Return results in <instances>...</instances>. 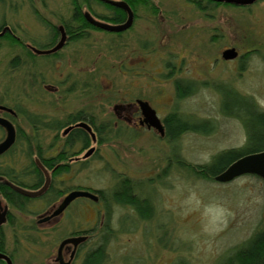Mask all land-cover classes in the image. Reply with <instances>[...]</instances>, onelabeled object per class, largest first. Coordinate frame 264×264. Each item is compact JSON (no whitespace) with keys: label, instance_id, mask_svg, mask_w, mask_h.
<instances>
[{"label":"rangeland","instance_id":"374dc122","mask_svg":"<svg viewBox=\"0 0 264 264\" xmlns=\"http://www.w3.org/2000/svg\"><path fill=\"white\" fill-rule=\"evenodd\" d=\"M151 2L158 13L137 8L138 19L131 31L118 39V44L109 46L113 36L93 32L90 41L65 47L60 59L40 60L36 73L45 77L46 85L58 87L56 95L45 94L43 87L33 84L28 90L30 77L25 75L24 66L15 72L8 68L12 58L21 56V48L14 41L0 42V98L7 101L14 91L27 89L31 98L29 102L24 100V105L37 115H48V121H61L68 114L83 110L94 114L98 123L112 127L108 128L110 142L92 145L96 153L87 159L83 170L72 164L70 174L57 178L61 189L89 187L110 192L121 175L146 181L172 156L184 164L201 166L222 151L244 147L246 135L237 117L230 116L239 110L231 104L230 89L251 99L264 112V0L249 10L219 6L207 13L195 10L191 0ZM32 6L51 22H56L58 16L67 20L71 11L69 0H5V4L0 3V24L16 28V35L22 38L23 33H28L40 41L44 30L31 14ZM140 41L148 44L141 48ZM226 48H235L244 55L240 70L237 62L221 59ZM217 56L220 61L214 64ZM168 57L179 72L165 80L160 74L166 73L164 63ZM178 78L194 80L196 85L191 95L178 101L177 110L211 121L210 133L183 134L171 149L145 130L131 140L118 138L116 106L137 97L147 101L162 117L175 101L173 81ZM215 84L220 87L211 86ZM70 86L74 89L66 93ZM226 101L231 104L228 110L223 108ZM18 126L22 131L29 128L22 119ZM37 132L43 146L56 133L53 129ZM82 157L83 154L79 159ZM0 164L13 165L8 156L1 158ZM24 164L22 160L15 162L16 168ZM173 164L177 168V163ZM165 181L156 192L149 188L154 202L157 199L156 213L161 216L156 225L126 219L120 208L113 209L108 224L114 232L105 244L107 264H218L255 230L264 227V182L256 176L245 175L221 184L176 169ZM8 209L17 218L15 230L7 224L3 226L6 252L14 256L13 264H54L52 260L64 237L94 225L100 228L105 222L95 218L96 209L102 206L84 199L52 223L42 225L35 223L45 211L42 201H32L31 212L26 216L9 206ZM15 237L22 243L16 242ZM91 241L89 248H96L102 240L96 235ZM83 254L84 251L74 264H80Z\"/></svg>","mask_w":264,"mask_h":264},{"label":"flooded vegetation","instance_id":"af4514ba","mask_svg":"<svg viewBox=\"0 0 264 264\" xmlns=\"http://www.w3.org/2000/svg\"><path fill=\"white\" fill-rule=\"evenodd\" d=\"M112 2H124L121 0H110ZM193 0H191L192 2ZM201 2H203V4L207 5V9L206 10H200L199 8H197V6L193 3V7L195 10L199 11V12H203V13H207L205 11L210 10L211 8H215V7H219V6H223V5H219L222 4L220 2H216V1H212V0H200ZM260 0L256 1L255 3L251 4V5H245V6H238V8H242V9H246L249 10L250 7H252L253 5H255L256 3H258ZM0 3L5 4V0H0ZM126 3V2H124ZM216 3L218 4L217 6H214L213 4ZM8 4V3H6ZM127 4V3H126ZM12 4H10L11 6ZM128 5V4H127ZM129 6V5H128ZM206 7V6H203ZM132 14H133V22L132 25L129 29L123 31V32H119V33H113V32H107V31H103L99 28H96L94 25H92L86 15L88 14L93 20L97 21V22H102V23H106V24H110V25H122L127 21L128 18V14L125 10H123L121 8V10H123L126 14L125 20L122 23H118V24H114L111 22H106L100 18H97L92 12H90L89 10H85V8H83V14H82V18L86 21V23L88 24V26L91 28H87L84 31L85 37L83 38H77L76 35L77 33H79V29H84L86 26L85 23H81L79 21H72L70 23L71 28L73 29V34H69L67 32L65 23L66 21L70 20V18L72 17V10L70 11V16L69 18L66 20L64 17H56L57 21L56 22H51L49 20H47L45 17L41 16V14H39V12L32 6V15L38 19V23L39 25H41V27H43L44 32L42 33V35L40 36V41H37L38 38H33L31 35H29L28 33H23L25 36L24 38L16 35L17 30L16 28H13L7 24H5L4 22L0 24V33L5 30L4 35L1 36L0 38H3L5 35H8V37L10 39H12L15 43L16 46L21 48L22 54L21 56H15L14 58H18L19 61H22L23 66L25 68L26 73L25 75L28 76L29 79V85L27 86V80L25 82V88L26 86L28 87V90H31V88H33V86H39V88L41 89L43 87V91L45 94H53L56 95L59 92V89L57 86L53 87V86H49L46 85L45 82V77L42 76L41 73L37 74V68H38V62L40 60H44V61H55L60 59V54L61 51L71 45V44H76L78 42H83L86 40H91L90 36L93 32H99V33H105V34H109L110 36H113L115 39L114 40H110L111 43L109 46H112L114 44H118V39H121V37L128 31H131V28L133 27L134 22L138 19V9L136 11H134L131 7H129ZM237 8V7H236ZM138 11V12H137ZM156 13H158V11H156ZM155 13V14H156ZM98 29V30H97ZM57 33V35L55 34ZM21 35V33H19ZM64 34L65 35V43L63 45V47L60 50H57L55 52H51L48 54H38L36 53V51H40V52H46V51H50L52 50L59 42L61 35ZM22 36V35H21ZM76 37V38H75ZM113 43V44H112ZM148 44L147 41H140L139 45L141 46V48L144 47V44ZM148 46V45H146ZM226 49H230V48H226ZM225 49V50H226ZM235 49V48H234ZM236 50V49H235ZM224 51V50H223ZM222 51V53H223ZM237 51V50H236ZM254 51H256L254 49ZM238 52V51H237ZM222 53L220 55L221 59H222ZM12 58V59H14ZM244 58V55H241L238 53L237 57L232 60L237 62L238 64V69H241V65L239 63L242 62ZM11 59V60H12ZM10 60V61H11ZM223 60V59H222ZM220 61L219 57L217 56L214 59V64L218 63ZM223 62H230V61H225L223 60ZM29 66V67H28ZM28 67V68H27ZM164 68L166 69V73H162L160 74L162 79H170L172 78L173 74L178 71L179 69L177 65H175V63H173L172 59L170 57L167 58V60L164 63ZM17 70V68L15 69H11V71ZM125 70H129L127 67H125ZM175 70V71H174ZM137 75H140L139 73H137ZM182 82L183 84L189 83V82H195L194 80H189V79H174L173 81V87L175 90V93L177 92L176 89V83L177 82ZM196 83V82H195ZM33 84V86H32ZM205 84V83H203ZM73 86V85H72ZM68 87L66 88V93L68 91H71L74 89V87ZM213 88L214 86L211 85ZM17 88H14V90ZM27 89H18L20 91V93L18 91H14L15 94L13 93L10 96H8L7 101L3 100V97L0 98V107H4L7 110H2L0 109V118H3L7 121H9L12 126L15 129V141L13 143V145L9 148V150H7L6 152H4L2 155H0V159L3 157L8 156V153L10 152V150L12 149V147H14L17 143L18 140V130H21L20 127L18 126V122L19 120H23L27 126H29L28 130H24V134L25 137L27 138V141L29 143H24L22 145H25L27 151L30 149L28 148L30 142H32L34 139L37 140L38 142H40V134L37 131H40L41 129H53L56 131V133L54 134V136L52 137L53 139L51 140V142L49 144H47L46 146H43L42 144L39 143V146L41 148V161L38 160L36 158V156L34 155V160H35V164L37 165V168L43 173L44 175V183L46 180L45 177V173L48 174L49 177V185L51 184V175L54 174L57 171H61L59 169H66L64 171L65 174H70L72 172V164H75L78 170H83L86 167V163H87V159L91 156H93L96 153V150L92 147L93 144H98V139L96 134L94 133V128L90 125L89 120H95V115L92 114L91 112L89 113H85L83 110L81 111H77L76 113H70L68 114L65 119H61L58 120L56 118H53L52 120L48 121L46 117H48V115H37L35 113H33L31 110H29L28 108H26V106L24 105V100L28 101V99H30L31 97L28 96V91H26ZM18 94V95H16ZM177 94V93H176ZM27 96V97H26ZM188 97V96H186ZM185 97V98H186ZM19 98L22 99V101H19ZM184 99V98H183ZM138 100H142L139 99L137 97H135L134 99L130 98V99H125L122 103H120L119 105L116 106V120L118 123H120V127H119V137L121 139H125V140H131L134 139L138 132L141 131H149L152 132V134L154 135V137H156L159 141L165 142L169 145L170 149L174 147V140H170V137L167 133V129H166V121L169 118V116L172 114V111L174 110V107L176 105V102H173V105L171 106V109L164 115V116H158L157 112L156 115L160 120V123L162 125L163 128V133H159L156 129H153L151 127H149L145 122H144V117L143 114L137 104ZM176 100V95H175V99ZM10 101V102H9ZM144 101V100H143ZM29 102V101H28ZM27 102V103H28ZM147 102V101H146ZM11 103V104H9ZM150 105V104H149ZM20 107L21 109H23L24 111H26L27 114L34 116V119L38 120L39 124H38V129L33 130L31 127V123L30 121L24 117L23 114L18 113L15 108ZM151 106V105H150ZM151 108H153L151 106ZM257 109V107H256ZM155 110V109H154ZM258 110V109H257ZM79 112H82L83 118L82 120L73 122L74 120V116L76 114H78ZM258 112L263 113L262 111L258 110ZM237 121L240 123V127L243 129L244 134L246 135V143L248 141V132L244 126V123L241 119H239L238 117L236 118ZM80 123H84L86 124L88 127H90L91 131L94 133L95 135V141L92 140L91 138V134L83 127H80L78 124ZM75 129H81L83 131H85L87 133V137H89L90 139V144L84 145L82 144L78 139L72 138V140H74L73 142H71L70 144L68 143L69 141V137L72 133L73 130ZM189 132H185L183 134H186ZM183 134H181L180 136H182ZM6 138V130L0 126V143ZM99 145V144H98ZM244 145V146H245ZM92 150V151H91ZM35 151V150H34ZM15 154L19 153V150L14 151ZM83 154L82 159H79V156ZM175 156V154H173ZM59 157L60 161L56 162V158ZM173 161V162H172ZM174 162H176L175 157H170V159L167 161L166 165L162 168H159L157 170V172L153 175L147 176L146 177V183L148 184V195H147V203H149L150 205V214L147 218H142L137 209L134 208L132 205H119L117 203H111L109 206H107L102 198V194H101V190H95V189H91L89 187H75L73 189L70 190H66V189H61L60 188V195L62 194V196L52 205H48L45 202V199H42V195L47 191V189L38 197L35 198H30V201L28 202V204L26 205V213H18L21 216H26L28 214H30V204L32 203V201L34 200H38V201H42L44 204V209L45 211L43 212V215L40 216L37 220H35L36 225H42V224H49L52 223L53 221H55L56 219H58L61 215H63L68 208L73 205L74 203H76L77 201H79V199H84V201L92 203V204H98L102 206V209H96V216L95 218L97 219L98 217L101 219H105L108 220L112 215V211L114 208H120V210L122 211V214L126 219L127 218H132L134 219L137 223L139 222L144 223L146 225L155 222V225L157 224L159 218L161 216H159L156 213V209L158 210V208H156V204H157V199L156 202H154L153 197L150 196L149 194V188L151 187L155 189V192L157 190V187L160 188L161 183H165V179H167V181L170 179L171 175L175 172L176 169H180L182 171L183 168L182 167H177L173 164ZM50 164H52V166H50ZM110 171L115 172L114 169L112 167H110ZM63 171V170H62ZM122 177L120 178V180H129L132 184H134V188L135 190L140 189L139 185L140 182L143 183V181L141 179H136V178H132V177H127L125 175H121ZM59 180V181H58ZM0 181H3L5 183H7V181H4V179L2 177H0ZM58 183H57V187L59 185V183L61 182L60 179H57ZM63 182V181H62ZM44 185V184H43ZM42 185V186H43ZM15 187V186H13ZM19 188V187H18ZM41 188V187H40ZM25 190V189H24ZM39 190V189H38ZM65 190V191H64ZM87 191L90 192L92 194H95L98 198V201H92L89 198H77L75 200H73L59 215L57 216H53L52 213L58 208V206L61 204L62 200L65 198V196H67L70 192L72 191ZM27 191H34V190H27ZM37 191V190H36ZM158 191V190H157ZM1 201H4L5 204L2 205ZM108 202V201H107ZM0 206H1V211H4L5 209L7 210L6 212V217H5V221L4 223L0 226V229L3 230V226L7 224V226L12 229L15 230V223L17 218H15V216L13 214H11L9 212L8 209V205L6 203V201L0 196ZM107 209L109 210V212H107ZM16 211V210H15ZM67 218L71 217L70 214L68 213ZM12 219V222H11ZM99 219V220H100ZM97 220V221H99ZM73 221V219H72ZM96 221V220H95ZM136 225V224H134ZM73 226H76V224H74ZM79 226V224H78ZM31 230L36 229L34 226H28ZM103 227V226H102ZM34 228V229H33ZM100 231V228H98L97 226H92L88 229H84V230H76L71 232L68 236L64 237L60 243L58 244L57 247V251H56V255L52 260V263L54 264H74L75 260L80 256V254L84 251L83 254V259L86 255L87 252L93 251L95 249V247L93 248H89V244L92 242L91 240L93 239L94 241V237L97 235V231ZM96 231V233H95ZM4 232V230H3ZM5 234V233H4ZM25 235H23L24 237ZM5 238L7 239L6 235ZM17 239H15V241L19 242V244H21L22 242L18 239V237H15ZM82 238L83 241L79 242L78 244L74 245L72 243H67L65 245H63L60 248V245L63 241L68 240V239H79ZM14 240V239H13ZM26 240V239H24ZM37 242V241H36ZM6 247V246H5ZM3 254H5L6 256H8V258L10 259L11 263L13 264L14 261V256L12 254H9L6 252V250L4 252H1ZM83 259L81 260L80 264L82 263ZM4 264H6L5 261L1 260Z\"/></svg>","mask_w":264,"mask_h":264},{"label":"trees","instance_id":"16d2710c","mask_svg":"<svg viewBox=\"0 0 264 264\" xmlns=\"http://www.w3.org/2000/svg\"><path fill=\"white\" fill-rule=\"evenodd\" d=\"M126 2L129 7L134 11L137 8H148L152 13H156L154 5L151 0H121ZM197 8L200 10H206L207 5L203 4L200 0L192 1ZM72 17L70 20L66 21L65 26L69 34H73V29L70 26L72 21H79L85 23L86 26L84 29H79L77 33V38L85 37L84 30L89 27L86 21L82 18L83 8L92 12L97 18H100L106 22H111L114 24L122 23L125 20L126 14L120 7L116 6L110 0H69ZM214 6L218 4L214 3ZM225 7L236 8L237 5L222 3ZM206 6V7H203ZM97 28V27H96ZM98 30V29H97ZM57 35V33H55ZM75 37V38H76ZM0 42H6L7 44H12L13 40L10 39L7 35L3 38H0ZM23 67V63L14 58L8 63L9 69H19ZM196 83L189 82L183 84L182 82L176 83V105L172 114L166 121L167 133L170 137V140L175 142L179 139L180 135L185 132L198 133L200 135L209 134L211 131L210 127L211 121L206 119L195 118L192 115L183 114L177 110L178 101L182 100L186 96L192 94L195 90ZM215 89L220 87L219 84L213 85ZM230 94L233 96V101L231 102L232 106L238 107V112L230 114V116H235L241 119L244 123V126L248 132V141L247 144L240 149H229L227 151H222L215 155L211 162L207 165L193 166L189 164H184L180 160H176L177 167H182L186 174L194 178H201L206 181H214V177L221 173L227 168L232 162L236 161L242 156L258 153L264 151V114L258 112L251 99L241 95L234 89H230ZM223 108L228 110L231 107L227 101L223 102ZM242 109V111H241ZM18 113H21L26 117L30 123L33 130L38 129V120L34 119V116L29 115L21 109L19 106L15 108ZM243 112V113H242ZM82 112H79L74 116L73 122L82 120ZM199 122L197 123L196 121ZM90 125L94 128V133L97 136L98 144L109 143L110 128L106 123H98L97 119L89 120ZM109 128V129H108ZM119 133V130L118 132ZM72 138L78 139L82 144L89 145L90 139L87 137V133L81 129H75L72 131L68 143L70 144L74 140ZM171 140V141H172ZM24 143H29L25 134L22 130H18V140L17 143L10 152L8 157L12 160L13 165H1L0 164V177L7 181V183L0 181V196L6 201L7 205L13 210L18 211L19 213H26V205L30 201V198L18 193L13 186L19 187L25 190H38L44 184V175L37 168L35 164L34 155L38 160L41 159V148L37 140H33L28 145L30 151L26 149ZM19 150L18 154H15L14 151ZM35 150V151H34ZM24 161V165L20 168H16L15 162ZM59 157L56 158V162L60 161ZM52 166V164H50ZM51 175V184L48 187L47 191L42 195V199H45V202L48 205L55 203L61 196L60 195V184L56 186L58 181L57 178L64 175L66 169H59ZM63 170V171H62ZM215 182V181H214ZM63 183V182H62ZM134 184L129 180H119L116 182L114 187L110 192L101 191L102 198L106 205L109 206L111 203H117L119 205H132L137 209L139 215L142 218H147L150 214V205L147 203V189L148 184L146 181L143 183L140 182V189H133ZM144 186V187H143ZM146 186V187H145ZM65 191V190H64ZM110 194V195H109ZM108 201V202H107ZM107 212L109 210L107 209ZM12 222V219H11ZM108 220H105L103 227H100V231L97 233V236L100 237V244L96 246L93 251L87 252L81 264H107L106 263V251L105 244L109 237L113 236V230L109 227ZM6 238L2 229H0V252L6 250ZM0 264H4L0 260ZM218 264H264V227H261L253 232V234L239 246L234 247L229 253L224 256L222 261Z\"/></svg>","mask_w":264,"mask_h":264},{"label":"water","instance_id":"95a60500","mask_svg":"<svg viewBox=\"0 0 264 264\" xmlns=\"http://www.w3.org/2000/svg\"><path fill=\"white\" fill-rule=\"evenodd\" d=\"M220 3H227L237 6H245V5H251L255 3L258 0H212ZM116 6L122 8L125 10L128 14L127 21L122 25H110L102 22H97L93 20L88 14L86 15L88 21L94 25L95 27L107 31V32H113V33H119L123 32L127 29H129L133 22V14L129 8V6L124 2H117L114 3ZM5 30H3L0 33V37L4 35ZM65 43V35L62 34L61 38L58 42V44L50 51L46 52H40L36 51L38 54H48L51 52H55L57 50H60ZM238 55V52L234 48L226 49L222 53V59L225 61L234 60ZM137 104L143 114L144 122L151 128L156 129L159 133H163V128L160 123L159 118L156 115V112L148 102L143 100H138ZM2 110H7L4 107H0ZM10 111V110H7ZM80 127L85 128L90 134L93 141H95V135L91 131L90 127H88L84 123L78 124ZM0 126L3 127L6 130V138L0 143V155H2L4 152L9 150V148L13 145L15 141V129L12 126V124L3 119L0 118ZM92 151V150H91ZM245 175H252L260 178L264 182V151L258 152V153H252L245 156L240 157L236 161L232 162L230 165L227 166L225 170H223L221 173H219L217 176L214 177V181L217 183H229L233 180L245 176ZM45 183L44 185L37 191H27L18 187H13L18 193L28 197V198H35L40 196L48 187L49 185V177L48 174L45 173ZM77 198H89L92 201L97 202L98 198L95 194H92L87 191H72L70 192L65 198L62 200L61 204L58 206V208L52 213L53 216L59 215L73 200ZM7 210L1 211L0 206V226L4 223L5 217H6ZM83 241L82 238L79 239H68L61 243L60 248L67 244L72 243L74 245L78 244L79 242ZM0 260H3L6 262V264H12L8 256L0 252Z\"/></svg>","mask_w":264,"mask_h":264}]
</instances>
